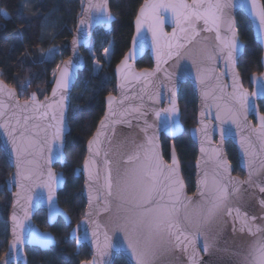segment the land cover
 Masks as SVG:
<instances>
[{
  "label": "snow or ice",
  "instance_id": "1",
  "mask_svg": "<svg viewBox=\"0 0 264 264\" xmlns=\"http://www.w3.org/2000/svg\"><path fill=\"white\" fill-rule=\"evenodd\" d=\"M236 7L249 8L251 15L259 22V29L264 33V6H258L257 0H192L191 3L185 0H144V4L140 7L139 14L136 17V32L137 36L133 37L135 46L137 39L146 40V35L142 29L146 28L147 33L151 35L152 47L157 54V69L162 59L161 42L166 41L167 52L163 55L167 59L173 56H180V50L192 44L195 37L200 34V31L215 32L216 42L218 47L210 51L205 48L202 50V59L215 63L217 60L224 61L227 66L228 73L233 80V93L231 99L233 105L228 109V118L233 124L240 127L241 114H247L254 108V98L256 96H264V72L257 76L253 73L250 77L251 82L259 85V90H254L249 94L242 90L240 84V73L236 71L238 64V56L241 54L242 45L238 38V32L235 26V18L228 14L229 9ZM5 18H8L9 13L0 10ZM84 12L87 14L81 17L77 28L78 33L83 32L81 26L87 23L89 27L93 20L100 24H110L113 19L109 13L107 0H89L84 6ZM94 14V15H93ZM203 23V29L198 26ZM166 23L174 25L170 34L165 32ZM227 25L226 32L221 34V25ZM87 36V33H83ZM79 41L73 39V51ZM104 54L110 58L111 48H104ZM135 54V50L131 55ZM95 57V53H92ZM129 54H125L124 59L117 65V72L121 73L122 69L128 70V75H132L135 79L141 78L147 80L154 72L147 70L141 73H131V65L128 64ZM166 62V61H165ZM193 65L197 63V59H192ZM72 60H65L63 67L57 65L59 74L53 73L55 78V86L52 88L51 97H45L43 102H38L36 94L33 93L28 100L23 104L16 103L15 108H20L27 111L31 108L35 116H23V123L20 118H15L16 123L11 120L0 122V129H3V136L6 137L3 150L8 156L15 157V187L18 189L14 193V205L20 207L22 215L13 212V240L10 243V253H17L23 245V233L27 226L25 221L29 219L30 209L33 206V201L37 203L48 204V214L51 220L57 215L62 214L56 203L57 187L63 183L62 176H58L52 169L54 162H65L63 156V148L65 145V96L62 94L69 87V67ZM98 68L99 65L96 64ZM211 69L209 73H211ZM203 70L198 73L196 79L203 83ZM171 78V74H169ZM27 85L22 84L21 90ZM123 87V85H121ZM7 95L9 99L16 98L14 89L8 88L7 85L0 81V97ZM59 96V99L56 98ZM109 113H106V119L101 121V128L97 130L94 138L88 140L89 156L85 158L83 164V172L86 176L85 184L89 189L88 200L89 206H92L93 200H99L100 197H105L104 211H109V200L113 197L118 201V209H125L126 215L117 216L114 221V231L124 234V245L130 256V261L134 264H160L161 258L168 252L180 251L188 256V264H208L203 260L199 253L202 250L205 255H210L211 251H225L230 253L236 259L232 264H264V226L249 225L248 221L255 222V216L249 217L246 212L242 213L239 207L233 209L228 205L227 201L231 194L239 191L240 185L249 183L253 174L254 160L251 157L256 156L255 149L251 142L245 147L244 156L250 157L247 161L249 166V181L232 180L230 177L231 165L223 158L220 150H212V156L216 164L217 171L213 175L210 191V197L206 198L205 204L197 205L194 209L196 217L193 223L192 214L185 211L183 221L181 220V209L187 210L192 204L191 198L184 196V181L180 175V165L176 154L175 146H172L171 164H165L163 154L160 151L158 134L152 136L146 135L147 146H139L134 155H129L123 163L125 165H133L125 167L121 173L118 169L117 180L114 184L112 180L111 161L107 159L108 153L105 152L103 160V184L100 185L101 173L95 170L96 157L100 156L103 146L101 140L102 129L106 128L107 116L111 113V105L115 101V97L108 96ZM149 99L154 101V104L161 103V94L150 96ZM142 100V97H141ZM6 105L0 99V117L5 115L4 108ZM143 107V102L141 104ZM134 111H140L139 108ZM150 111L155 117L157 130L162 126L168 133H175L179 128L178 108L176 104V89H171L170 104L168 107L159 108L151 107ZM15 115V114H14ZM146 116L147 112L141 113ZM204 113H201L203 116ZM50 117V119H49ZM30 119H38L44 121L43 126L39 124L29 127ZM216 119L220 121L219 133L221 141L230 136L231 129L225 127L226 119L221 118L218 111ZM115 123V122H113ZM146 128L142 129L147 134V129L152 128L151 124L145 120ZM202 127L195 129L196 133H202L201 148L202 153H206L207 149L204 146L205 140L211 141L216 129L210 125L204 124L201 120ZM257 138L260 141L261 153H264V115L259 116V127L256 130ZM244 139L241 144L244 146ZM95 149V150H94ZM141 151L143 155H141ZM45 152L47 156H45ZM31 157V159H29ZM40 161H43L41 164ZM31 165L32 167L24 169L23 165ZM199 160L197 167L199 168ZM264 166V164H262ZM46 169V171H45ZM228 174L227 183H222L221 171ZM199 175V173H198ZM27 182V183H25ZM208 174L205 173L202 180L197 181V188L200 195L204 196L201 190V185H208ZM231 185V188H229ZM259 191L264 193V185H258ZM43 189L45 191H37ZM96 193L94 195L93 193ZM167 196V199H165ZM23 202V203H21ZM264 206V200L261 201ZM233 212L235 216L233 217ZM223 213L227 217L233 219V232L237 231L235 225L240 221L243 215L244 225L239 229L240 233L245 234L249 240L244 247L235 249H220L217 246L216 240L208 237V230L213 221ZM66 216V214H64ZM90 213L86 214V218ZM85 221H81L76 229L70 234L73 238L79 237L76 233L83 226ZM89 226L95 225L92 231L94 237L92 244L96 250L92 260L81 261L80 264H106L103 260L105 255H108V249L114 247L112 238L105 233V244L99 245L95 237L98 236L96 229L99 225L94 220H88ZM194 229V230H192ZM87 232V228L84 229ZM204 237V242L201 245V237ZM42 241L48 242L50 238L46 235H40ZM119 246V236L117 235V245ZM191 250V251H190ZM3 264H10L8 255L3 258Z\"/></svg>",
  "mask_w": 264,
  "mask_h": 264
},
{
  "label": "water",
  "instance_id": "2",
  "mask_svg": "<svg viewBox=\"0 0 264 264\" xmlns=\"http://www.w3.org/2000/svg\"><path fill=\"white\" fill-rule=\"evenodd\" d=\"M107 0V4H108ZM89 0H82V6L80 15L75 23L74 29L71 32L70 39L67 43V57L62 60L59 65L63 67V62L65 60H72V64L69 67V87L68 90L62 93L65 96V136L69 132V127L67 124V110L69 106V96L74 86V83L77 79L78 73L84 67V58L81 53V50H87L89 48L91 37L93 31L96 28H101L103 31L109 30L112 22L114 21V17L110 13L113 18L110 24L96 23L95 20L91 23V26L87 23L81 26L83 32L78 33L77 28L79 25V21L81 17H85L87 14L84 12V6L87 5ZM187 3H191L192 0H185ZM234 2H239V0H234ZM258 6H262L261 1L257 0ZM144 4V0L141 2L138 7L135 16L132 20V35L129 41L128 48L126 52L123 54L122 58L113 68V77H114V93L110 94L115 97V101L111 105V113L107 116L106 120V128L102 129L101 140L103 141L102 151L100 156L96 157V167L95 170H98L101 173V179L99 184H103V160L105 159L104 153L107 152V159L111 161V171H112V180L114 184L113 191L115 192V183L117 180L118 169L122 173L125 167H132L133 165H125L123 161L129 156L134 155L138 150H140L139 146L144 145L147 146V136H152L153 134H158L159 143L160 136H164L169 140V152L168 159L163 161L165 164H171V151H172V140L176 137L180 136L183 133V126L180 123V110L178 107V93L179 88L183 84H188L191 87V90L195 96L196 100V114H195V124L193 127L188 129V136L196 149V156L193 162V188L192 192L188 193L184 184V196L191 198L192 204L189 205L188 209H181V220L183 221V217L185 211L192 214L193 223L196 220L194 213V209L197 205L205 204L206 198L210 197V189L212 187L211 180L213 175L216 173L217 168L215 161L210 159L212 156V150L218 149L220 150L221 155L228 162V157L226 155L225 144L229 142L235 151V159L236 165L238 169L242 172V176H236L232 174V164L230 177L232 180L239 181H249V166L247 161L250 157L244 156L245 147L248 146V143L251 142L253 145L256 156L251 157L254 160L253 174L251 176V180L249 183H245L240 185L239 191L231 194L227 201L228 205L233 209L239 207L241 212H246L249 217L255 216L257 219L255 222L251 220L248 221L249 225H259L264 226V206L261 205V201L264 200V193L259 191L258 185H264V153H261L260 148L261 144L256 135V130L259 127V116L263 115L260 113L258 108V102H262L264 105V96H256L254 98V108L251 109L246 115L241 114L240 116V127L238 128L236 124L231 122V119L228 118V109L233 105L234 101L231 99V95L233 93V80L231 75L228 73L226 63L221 60H217L215 63L202 59L203 52L202 50L207 48L209 51L213 48L218 47L215 32H204L200 31V34L195 37V40L192 44H189L186 48L180 50V56H173L171 59H167L163 53L167 52L166 41L161 42L162 48V59L159 64V71L157 69V54L153 50L151 35L147 33V29H142V32L146 35V40H140L139 38L136 41L134 46L133 37L137 36L136 32V17L139 14L140 7ZM109 9V7H108ZM237 13L242 14L249 22L252 38L254 43L260 49V58L259 64L261 66V72H264V33H262L259 29V22L255 17L251 15L250 7L249 8H240L236 7L228 10V14L234 16ZM94 15V14H93ZM236 26V24H235ZM174 25L171 23H166L165 32L170 34L172 32ZM200 29H203V23L201 22L198 26ZM227 25H221V34L223 35L226 32ZM83 33H87L85 36ZM77 39L79 43L77 44L76 51H73L72 41L73 39ZM240 41V40H239ZM242 48L241 54L238 56V59L242 55L244 45L240 41ZM135 50V54L131 55ZM125 54H129L128 64L131 65V73L139 74L144 70L149 72H154V75L150 76L147 80L141 78L139 80L135 79L132 75H128L127 69H122L121 73L117 72V65L120 64L121 60L124 59ZM144 54H147L150 61L151 67L147 69H137L135 64L136 62L143 57ZM197 59V63L194 66L192 59ZM166 61V62H165ZM212 70L209 73V70ZM202 72L203 83L198 82L196 77L198 73ZM237 71V68H236ZM57 75L59 74L58 69L55 71ZM259 73V74H260ZM169 74H171V78H169ZM257 74V76H259ZM252 74L248 76V85L249 88L244 87L241 79L240 84L242 90L246 91L249 96L254 90H259V85L251 82L250 77ZM1 81V80H0ZM4 83V82H3ZM5 84V83H4ZM6 85V84H5ZM123 85V87H121ZM55 86V78L51 81L50 87L48 88L46 94L39 98L37 95V101L43 102L45 97H51L52 88ZM8 87V86H7ZM175 87L176 89V104L178 108V121L179 128L175 131V133H168L162 126L157 130L156 120L152 112L150 111L151 107H159L165 108L170 104L171 97V89ZM11 88V87H8ZM13 89V88H11ZM15 90V89H14ZM16 92V91H15ZM29 93L25 100H28L29 97L33 94ZM157 93L161 94V103L154 104V101L149 99L150 96H156ZM36 94V93H35ZM109 96V95H108ZM108 96L104 98V108L102 116L97 122L95 129L91 136L87 139L84 146V157L82 163L79 168L75 170L76 174L81 175L82 178V199L84 202V210L82 218L71 227L68 232V238L71 241H74L75 249L77 250L79 246L85 245L90 253V257L88 260H92L95 249L93 248L92 241L94 237L92 236V231L95 228V225L89 226L88 220H94L96 224L99 225V228L96 229L98 236L95 237L97 239L100 246L103 247L105 244V233L109 237L112 238L114 247L112 249H108V255L103 257V260L106 264H113L114 259L117 255L123 258L125 264H134V262L130 261V256L126 249V245H124V234L122 232L117 233L114 231V221L116 217L126 215L125 209H118L117 204L118 201L115 197L111 198L108 203L109 211H104L105 208V197H100L99 200H93L92 206H89L88 200V192L89 189L85 184L86 176L83 172V164L86 157L89 156L88 153V140L94 138L97 130L101 128V121L106 119V113H109V104H108ZM142 97V100H141ZM3 100L6 107L4 108L5 115L0 117V122L4 120H11L13 124L16 123L15 118H20L21 123H23V116L27 115L30 118L35 116L34 111L29 108L27 111L15 108L14 105L16 103L23 104L25 100H20L16 93V98L9 99L7 95L0 97ZM59 99V96L56 98ZM143 102V107L141 104ZM139 108L140 111H134V109ZM220 112L221 118L226 119L225 127L231 129V135L226 137L223 141H221L219 126L220 121L216 119L217 112ZM147 112L146 116L141 115V113ZM201 113H204L201 116ZM15 114V115H14ZM50 119V117H49ZM145 120H147L148 124H151L153 127L147 129V134L142 131V129L146 128ZM201 120H203L204 124H208L211 128L216 129L215 133L212 136L211 141L205 140L204 146L207 149L206 153H202L200 151L201 148V139L202 133H196L195 129L201 128ZM115 122V123H113ZM39 124L43 126L44 121L38 119H30L29 127L31 125ZM3 129H0V151L3 154V157L10 168V173L4 180V185L7 193L9 194L10 205L6 219L7 226V243L4 253L0 256V264H3V258L8 255V259L10 264H27V257L25 254V248H36L40 251H48L55 245L54 236L48 230L39 229L35 223L33 222V217L35 213L39 210H43L45 212V219L48 226H52L57 219L63 221L65 226L70 225V219L67 214L58 206L61 213L60 215L55 216L51 220L49 219L48 214V204L45 201L44 203H37L33 201V206L30 209L29 219L25 221L27 226L26 231L23 233V245L20 247V250L17 253H10V243L13 240V221L12 215L13 212H16L18 215H22L20 207L17 205L15 208L14 205V193L18 191L15 187V157H9L7 152L3 150V146L6 141V137L3 136ZM244 139L245 143L242 147L241 141ZM95 150V149H94ZM161 151V148H160ZM141 155H143L141 151ZM45 156L47 153L45 152ZM63 156H64V148H63ZM65 157V156H64ZM31 159V157H29ZM199 160V168L197 167V161ZM43 164V161H40ZM54 165H58L61 167L63 164L60 162H54L52 164V169L58 176H62L63 183L57 187L56 191V203H57V193L62 189L64 185V177L60 170L54 169ZM32 167L31 165H23L24 169ZM46 171V169H45ZM221 171V179L222 183H227L228 174H224ZM199 173V175H198ZM205 173L208 174V185H201V190L204 192V196L200 195V191L197 188V181L202 180L204 178ZM181 175V169H180ZM182 178V175H181ZM27 183V182H25ZM231 188V185H229ZM37 191H45L43 189H37ZM96 195V193H93ZM167 199V196H165ZM23 203V202H21ZM90 213V216L86 218V214ZM66 214V216L64 215ZM235 216V212H233V217ZM85 221L80 230L76 233V236L79 237V243H77V239L73 238L70 234L74 229H76L77 225L81 221ZM244 225L243 215L240 218V221L236 223L235 227L237 231L233 232V219L232 217H227L223 213H221L212 223L210 230H208V237L210 239H215L217 246L220 249H235L238 247H244L249 237L247 236V229H245V234H241L239 229ZM85 228H87V232H85ZM194 230V229H192ZM46 234L50 240L48 242L42 241L39 236ZM117 235L119 236V246L117 245ZM204 242V237H201L200 243L201 245ZM191 251V250H190ZM200 257L208 262V264H232L236 258L232 257L230 253L225 251H216L213 249L210 255H205L201 250L199 253ZM87 260V261H88ZM80 264V263H79ZM160 264H188V256L187 254L180 251L168 252L165 254L160 261Z\"/></svg>",
  "mask_w": 264,
  "mask_h": 264
},
{
  "label": "trees",
  "instance_id": "3",
  "mask_svg": "<svg viewBox=\"0 0 264 264\" xmlns=\"http://www.w3.org/2000/svg\"><path fill=\"white\" fill-rule=\"evenodd\" d=\"M143 0H109V11L114 17L107 31L96 28L87 50H81L84 67L78 73L69 96L67 124L69 132L65 136V162L60 170L65 179L57 193V204L67 214L70 225L65 226L57 219L48 226L45 212L39 210L33 222L41 230H48L54 236L55 245L48 251L25 248L27 264H79L90 257L88 248L81 245L75 249L74 241L69 240L68 232L83 215L82 178L75 170L80 167L87 139L93 133L103 113L104 98L114 93L113 68L126 52L132 35V20ZM264 6V0H260ZM82 0H0V10L9 13L5 18L0 12V80L15 89L20 100L29 93L41 98L50 87L57 65L67 55V43L80 15ZM238 38L243 43L242 55L238 59L237 71L244 87L249 88L248 76L260 73V49L254 43L248 20L240 13L235 15ZM111 48L110 58L104 48ZM92 53H95L93 57ZM96 64L99 67H96ZM137 69L151 67V61L144 54L136 64ZM27 86L21 90V85ZM178 107L183 133L172 140L178 157L182 179L188 193L193 188V162L196 149L188 136V129L195 124L196 100L188 84L179 88ZM264 115L263 103H258ZM163 158L168 159L169 140L160 136ZM226 155L232 164V174L242 176L235 159L233 146L226 142ZM10 173L0 151V256L7 243L6 219L10 205L9 194L4 180ZM113 264H125L117 255Z\"/></svg>",
  "mask_w": 264,
  "mask_h": 264
},
{
  "label": "flooded vegetation",
  "instance_id": "4",
  "mask_svg": "<svg viewBox=\"0 0 264 264\" xmlns=\"http://www.w3.org/2000/svg\"><path fill=\"white\" fill-rule=\"evenodd\" d=\"M259 74V73H258ZM259 103V102H258ZM262 103V102H261ZM241 177V176H240Z\"/></svg>",
  "mask_w": 264,
  "mask_h": 264
},
{
  "label": "rangeland",
  "instance_id": "5",
  "mask_svg": "<svg viewBox=\"0 0 264 264\" xmlns=\"http://www.w3.org/2000/svg\"><path fill=\"white\" fill-rule=\"evenodd\" d=\"M53 79V78H52ZM242 82V81H241ZM46 94V93H45ZM44 96V95H43Z\"/></svg>",
  "mask_w": 264,
  "mask_h": 264
}]
</instances>
